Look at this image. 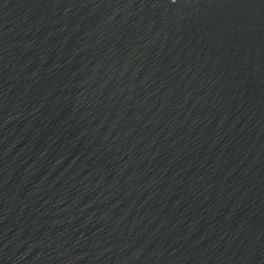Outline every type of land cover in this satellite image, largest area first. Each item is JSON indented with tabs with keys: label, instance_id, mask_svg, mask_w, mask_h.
Returning <instances> with one entry per match:
<instances>
[{
	"label": "water",
	"instance_id": "95a60500",
	"mask_svg": "<svg viewBox=\"0 0 264 264\" xmlns=\"http://www.w3.org/2000/svg\"><path fill=\"white\" fill-rule=\"evenodd\" d=\"M0 264H264V0H0Z\"/></svg>",
	"mask_w": 264,
	"mask_h": 264
}]
</instances>
